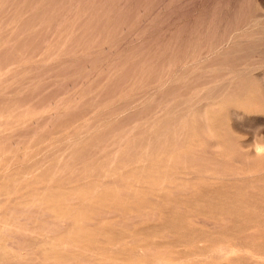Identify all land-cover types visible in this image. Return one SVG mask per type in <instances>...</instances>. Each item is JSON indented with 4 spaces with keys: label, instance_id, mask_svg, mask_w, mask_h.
Masks as SVG:
<instances>
[{
    "label": "rangeland",
    "instance_id": "rangeland-1",
    "mask_svg": "<svg viewBox=\"0 0 264 264\" xmlns=\"http://www.w3.org/2000/svg\"><path fill=\"white\" fill-rule=\"evenodd\" d=\"M264 0H0V264H264Z\"/></svg>",
    "mask_w": 264,
    "mask_h": 264
},
{
    "label": "clouds",
    "instance_id": "clouds-1",
    "mask_svg": "<svg viewBox=\"0 0 264 264\" xmlns=\"http://www.w3.org/2000/svg\"><path fill=\"white\" fill-rule=\"evenodd\" d=\"M256 153H257V155L264 153V145H257L256 146Z\"/></svg>",
    "mask_w": 264,
    "mask_h": 264
}]
</instances>
